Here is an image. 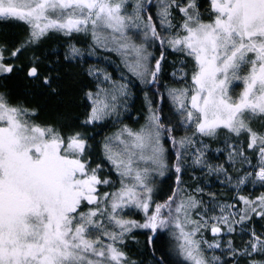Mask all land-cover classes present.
Here are the masks:
<instances>
[{
    "label": "snow or ice",
    "instance_id": "snow-or-ice-1",
    "mask_svg": "<svg viewBox=\"0 0 264 264\" xmlns=\"http://www.w3.org/2000/svg\"><path fill=\"white\" fill-rule=\"evenodd\" d=\"M0 264H264V0H0Z\"/></svg>",
    "mask_w": 264,
    "mask_h": 264
}]
</instances>
